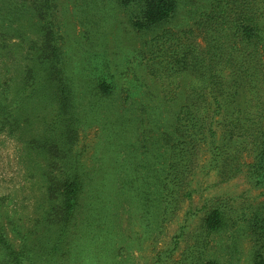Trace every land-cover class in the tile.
Segmentation results:
<instances>
[{
	"label": "rangeland",
	"instance_id": "374dc122",
	"mask_svg": "<svg viewBox=\"0 0 264 264\" xmlns=\"http://www.w3.org/2000/svg\"><path fill=\"white\" fill-rule=\"evenodd\" d=\"M36 1L0 0V92L6 103L25 105L12 110L19 120L13 132L0 122V209L8 215L0 224L16 246L30 249L26 264H255L258 235L248 219L264 203V189L244 171L223 180L203 146L193 173L181 166V181L163 186L168 157L177 160L167 141L173 135L165 134L177 126L192 73L152 74L159 63L148 54L151 34L135 31L117 0H52L51 26ZM192 1L183 0L182 14ZM177 16L174 27L192 26ZM52 29L72 66L75 98L90 97L94 81L111 83L116 93L113 104H99L98 121L87 114L81 127L89 184L65 226L44 218L52 204L47 161L41 149H27L31 138L59 130L45 106L51 95L39 85V73L50 68L44 50ZM34 69L38 89L27 98L22 90ZM243 161L252 160L244 153ZM214 208L224 209L226 225L208 233L205 217ZM0 264H13L2 247Z\"/></svg>",
	"mask_w": 264,
	"mask_h": 264
},
{
	"label": "trees",
	"instance_id": "16d2710c",
	"mask_svg": "<svg viewBox=\"0 0 264 264\" xmlns=\"http://www.w3.org/2000/svg\"><path fill=\"white\" fill-rule=\"evenodd\" d=\"M117 1L135 31L142 36L151 34L148 54L154 64L159 63L152 74L161 78L183 73L193 76L185 103L175 117L177 126L165 134L173 135L167 141L177 160L167 159L164 188L181 181V166L187 174L193 173L192 159L206 146L215 166L224 174L223 180L244 171L251 183L264 189V0H194L184 14L183 0ZM12 2L8 0L9 4ZM51 2L35 3L41 18L48 19L50 26ZM176 16L193 20L192 26L177 29ZM48 34L51 43L45 47L44 59L47 57L50 68L39 73V85L51 95L46 94L45 106L54 110L51 120L59 118L60 131L31 138L27 149H41L40 154L47 161L48 197L52 204L43 217L59 218L65 226L74 217L89 184L90 171L80 145L81 127L86 124L87 114L98 121L102 114L99 104L114 102L116 93L111 83L94 81V87L87 89L90 97L75 98L69 58L62 53L56 32L52 29ZM31 73L32 84L22 90L25 96H32L38 89L34 81L36 69ZM5 95L4 89L0 92V122L13 132L19 120L12 121V110L23 111L25 105L22 101L6 103ZM244 153L252 161H243ZM251 216L248 222L258 235L255 264H264V203L256 206ZM4 217L8 215L0 209V223ZM205 220L208 233L220 231L226 225L224 209L214 208ZM0 247L13 264H26L29 259L30 249L25 242L16 246L1 224ZM215 262L210 260L207 264H219Z\"/></svg>",
	"mask_w": 264,
	"mask_h": 264
}]
</instances>
